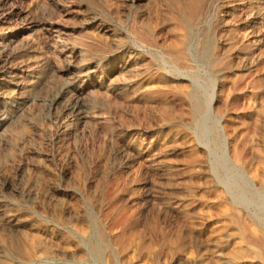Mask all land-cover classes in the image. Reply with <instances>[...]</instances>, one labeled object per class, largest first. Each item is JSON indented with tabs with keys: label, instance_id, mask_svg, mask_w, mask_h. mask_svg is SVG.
Masks as SVG:
<instances>
[{
	"label": "rangeland",
	"instance_id": "rangeland-1",
	"mask_svg": "<svg viewBox=\"0 0 264 264\" xmlns=\"http://www.w3.org/2000/svg\"><path fill=\"white\" fill-rule=\"evenodd\" d=\"M0 264H264V0H0Z\"/></svg>",
	"mask_w": 264,
	"mask_h": 264
},
{
	"label": "bare ground",
	"instance_id": "bare-ground-1",
	"mask_svg": "<svg viewBox=\"0 0 264 264\" xmlns=\"http://www.w3.org/2000/svg\"><path fill=\"white\" fill-rule=\"evenodd\" d=\"M200 3V2H199ZM189 6H190V12H191V15H195L196 13H197V10H198V3L197 4H189ZM187 8V7H186ZM192 18V17H191ZM144 35V34H143ZM142 34L140 35V36H143ZM145 36V35H144ZM146 37V36H145ZM147 39H148V35H147ZM145 39V38H143V37H141L140 38V43L144 46V45H146V46H148L149 47V50L150 49H152V43L150 44L149 42H148V40H150V39ZM152 40V39H151ZM151 42V41H150ZM153 48H154V46H153ZM158 48V47H157ZM157 51V50H156ZM154 52V51H153ZM158 52V51H157ZM155 54V53H154ZM158 56L160 57V58H164V59H167V62L171 65V66H173V68H175L176 70H179V69H177L178 68V64L179 63H181L182 61H183V55H182V53H179V54H172V53H169V52H167V53H165V52H163V54L162 53H158ZM161 61V60H160ZM165 63H166V60H165ZM165 67V66H164ZM169 67V66H168ZM182 67V66H181ZM170 68V67H169ZM181 69V68H180ZM186 69V68H185ZM179 72V71H178ZM191 100H192V104H193V118H194V122L196 123L197 121H198V128H200L201 130L203 129V128H201V123H200V119H201V117H200V119H198V112H199V102H198V100L197 99H195L193 96H192V98H191ZM207 102V101H206ZM212 104H213V94H212V97L208 100V102L207 103H205L204 105V107H205V109H204V115L205 116H210L211 115V106H212ZM199 107V108H198ZM205 119H206V117H204ZM203 120V119H202ZM204 121V120H203ZM205 132V131H204ZM223 142V141H222ZM223 145V144H222ZM95 255L98 253L97 252V249L96 250H94V252H93Z\"/></svg>",
	"mask_w": 264,
	"mask_h": 264
}]
</instances>
